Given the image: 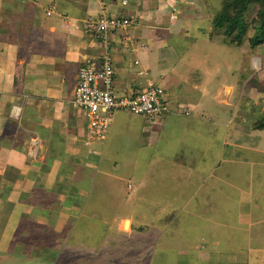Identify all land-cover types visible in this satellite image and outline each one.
I'll use <instances>...</instances> for the list:
<instances>
[{"label": "crops", "instance_id": "obj_1", "mask_svg": "<svg viewBox=\"0 0 264 264\" xmlns=\"http://www.w3.org/2000/svg\"><path fill=\"white\" fill-rule=\"evenodd\" d=\"M198 1L0 0V205L11 204L17 222L33 208L41 213L49 211L50 206L42 204L49 197L62 203L80 194L88 199L91 193L88 185L95 187L97 177L105 180L110 192L123 190L118 184L127 182L129 177L141 182L147 180L152 174L149 164L159 159L165 137L171 143L166 149L171 151L167 162L169 171L176 182H184L180 196L194 197L201 188L188 183L195 171L181 163L184 158L188 155L194 158L195 153L201 152L210 158L217 153L221 162L228 145L227 137L240 138L243 136L240 130L254 135L264 131L253 128V123H246L242 114H232L228 101L219 100L220 92L225 87L229 89L228 82L221 88L216 87L217 101L212 104L208 91L212 72L207 70L213 66H203L200 61L203 56L192 51L191 43L183 50L178 48L176 43L180 39L175 40L176 37L201 31L202 17L192 11V5ZM103 16L134 21L133 26L108 36L115 69V93L118 96L137 94L146 88L149 79L165 89L172 106V112L153 120L147 118L149 122L141 116L149 124L144 130L140 127L146 134L144 143L137 145L132 141L123 149L113 141L112 131L107 132L102 142L90 141L86 119L71 104L79 66L87 60L98 63L104 49L97 37L87 33L85 25ZM139 71L148 76H140ZM204 110L212 111L214 119L204 115ZM259 112L264 113L263 109ZM126 114L127 111H116L111 127L119 122L126 124L123 121ZM229 123L233 124L230 132ZM215 127L223 132L222 136L215 137ZM129 136L133 140L137 137ZM233 142L240 143L239 149H245L240 141ZM228 151L232 152V148ZM200 160L205 162L202 156ZM237 164L240 175H252L250 161L240 159ZM66 188L75 190L72 194L68 192L72 196H67ZM127 190L134 188L127 187ZM87 201L66 203L65 207L80 214L91 206ZM165 204L169 207V202L164 201L162 206ZM25 205L30 210L20 212L19 206ZM114 218L111 229L116 234L145 227L129 212ZM127 220L130 224L127 223L128 231H125L123 226L126 229ZM62 221L65 219L59 224ZM147 225L150 229L158 223ZM118 242L127 244L123 239ZM22 258L21 255L15 259L5 256L4 260L23 264ZM87 263L92 264L84 261Z\"/></svg>", "mask_w": 264, "mask_h": 264}, {"label": "rangeland", "instance_id": "obj_2", "mask_svg": "<svg viewBox=\"0 0 264 264\" xmlns=\"http://www.w3.org/2000/svg\"><path fill=\"white\" fill-rule=\"evenodd\" d=\"M224 1L227 0H200L192 5V11L202 17L201 31H191L187 37L182 34L175 40L180 39L176 44L182 50L191 43L192 51L203 56L200 59L203 66H213L212 70L211 67L207 70L212 72L208 89L212 104L217 101L216 87L221 88L228 82L229 89L225 87V91L220 92L219 100L228 101L232 114H242L244 121L250 124L264 114L259 112L260 109L264 112V93L260 92L264 88V45L251 49L247 42L240 47L222 42L224 35L213 28L212 18ZM254 10L251 8L247 15L249 24ZM203 113L214 119L212 111L204 110ZM130 114L128 112L123 118L126 124L119 122L114 129L110 125L108 130L122 149L132 141L143 144L146 134L140 127L144 130L149 126L141 116ZM232 125L229 123V132ZM136 127H139L138 134ZM239 132L243 134L240 138L227 137L228 145L221 162L217 153L207 158L202 152L180 161L195 171L196 175L188 183L197 184L201 191L194 197L180 196L184 182H176L169 171L167 162L171 151L166 149L171 143L165 137L161 141L159 159H152L149 164L154 177L149 176L145 181L129 177L130 184L126 181L118 184L123 190L110 192L105 180L97 177L95 187L88 185L90 201L85 194L71 197L64 203L49 197L42 202L50 206L49 211L41 213L33 208L18 222L11 204L8 207L0 205V261H4L0 264H20L4 260L5 256L15 259L20 255L24 257L23 264H84V261L92 264H264V131L257 135ZM218 134L220 137L223 132L215 127V137ZM129 135L137 137L133 140ZM234 139L243 143L245 149H239L240 143L233 142ZM231 148L232 152L228 151ZM201 156L208 164L200 160ZM240 159L252 163V175H240L237 164ZM258 163L259 166H254ZM127 184L134 190H127ZM70 187L73 188V184ZM72 188L64 189L67 196H72ZM74 201L78 204L87 201L91 206L85 212L73 214L65 206ZM164 201L169 202V207L162 206ZM30 208L29 205L19 206V211ZM128 212L146 229L139 227L124 232L130 234L125 238L124 233L116 234L111 226L112 218ZM74 215L76 217L72 218ZM61 219L65 221L59 224ZM148 223H158V226L149 229ZM123 230L128 231V228L123 226ZM119 239L127 244L124 246Z\"/></svg>", "mask_w": 264, "mask_h": 264}, {"label": "built area", "instance_id": "obj_3", "mask_svg": "<svg viewBox=\"0 0 264 264\" xmlns=\"http://www.w3.org/2000/svg\"><path fill=\"white\" fill-rule=\"evenodd\" d=\"M133 25L134 21L127 17L109 16H103L85 25L87 33L97 37L104 48L98 63L87 60L79 66L71 102L75 112L86 119L90 141L102 142L105 139L116 111H127L150 120L172 112L165 89L149 79L146 88L137 94L118 96L115 93L113 87L115 69L108 36ZM138 74L147 75L143 71H139ZM188 112L187 109L184 113Z\"/></svg>", "mask_w": 264, "mask_h": 264}, {"label": "trees", "instance_id": "obj_4", "mask_svg": "<svg viewBox=\"0 0 264 264\" xmlns=\"http://www.w3.org/2000/svg\"><path fill=\"white\" fill-rule=\"evenodd\" d=\"M254 8L249 24L247 15ZM212 25L224 35L226 45L240 47L248 43L251 49L264 45V0H227L213 16ZM264 86V84H263ZM264 93V88L260 89ZM253 128L264 129V115L255 120Z\"/></svg>", "mask_w": 264, "mask_h": 264}, {"label": "water", "instance_id": "obj_5", "mask_svg": "<svg viewBox=\"0 0 264 264\" xmlns=\"http://www.w3.org/2000/svg\"><path fill=\"white\" fill-rule=\"evenodd\" d=\"M128 222H129L128 220H127V221H125V223H126V224H125V226H127V223H128Z\"/></svg>", "mask_w": 264, "mask_h": 264}, {"label": "bare ground", "instance_id": "obj_6", "mask_svg": "<svg viewBox=\"0 0 264 264\" xmlns=\"http://www.w3.org/2000/svg\"><path fill=\"white\" fill-rule=\"evenodd\" d=\"M128 223L130 224V222H128ZM125 224H126V223H125ZM129 224H127V225L129 226ZM128 226H127V227L125 226V228H128Z\"/></svg>", "mask_w": 264, "mask_h": 264}]
</instances>
